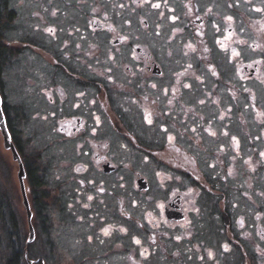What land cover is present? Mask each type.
I'll return each instance as SVG.
<instances>
[{
  "label": "flooded vegetation",
  "instance_id": "flooded-vegetation-1",
  "mask_svg": "<svg viewBox=\"0 0 264 264\" xmlns=\"http://www.w3.org/2000/svg\"><path fill=\"white\" fill-rule=\"evenodd\" d=\"M58 1L68 17L76 5L91 0ZM241 1L252 15L236 8L225 10L222 19H209L204 15L211 9L202 13L199 0H129V5L127 0H92L83 12L76 11L84 22L66 28L61 40L57 25L58 30L47 29L50 51L49 44L38 42L23 48L44 57L49 71L45 67L40 75L53 81L51 91L41 92L55 108V136L46 147L58 144L59 150H73V160L66 168L61 164L72 173L64 174L72 185V201L62 207L83 203L81 209H92L90 217L95 218L100 214L96 206L91 208L95 195L107 196L108 203L99 202L111 220L109 234L99 233L104 236L99 243L113 236L119 252L127 250L130 264H153L149 259L154 254L161 256L153 257L155 264H264V22L255 18L262 11L258 6L253 9L251 0ZM137 3L147 17L131 16L128 8ZM164 24L171 26L170 52L173 38L189 33L181 44L187 57L174 70L154 58L163 47L159 37L167 29ZM147 31H154L153 37ZM3 49L0 40V147L11 157L7 145L13 143L26 173V194L36 200L44 175L34 169L32 173L27 162L41 156L27 146L26 157L29 140L20 139L13 127L2 75ZM197 65L201 77L209 74L217 82L209 86L207 80L188 75ZM226 74L231 81L222 82L220 89L219 78ZM195 83L199 92L192 89ZM189 93L196 94L193 102ZM117 147L127 149L122 164L113 162ZM51 161L47 159L46 167L41 160L39 164L57 182ZM134 163L138 169L133 171ZM122 169L130 175L111 180ZM49 191L59 197L55 185ZM122 236L129 239L126 247Z\"/></svg>",
  "mask_w": 264,
  "mask_h": 264
},
{
  "label": "rangeland",
  "instance_id": "rangeland-1",
  "mask_svg": "<svg viewBox=\"0 0 264 264\" xmlns=\"http://www.w3.org/2000/svg\"><path fill=\"white\" fill-rule=\"evenodd\" d=\"M91 1L85 3H90ZM226 1L228 5H226L223 0H199L198 6H200V11L202 13L206 8L211 9L208 10L209 12H207V14H203L205 17L208 16L209 19L213 18L212 15L218 19H222L221 17L225 14V10H236V8L242 13L252 15L251 12L245 8L246 5L242 4L241 0H237L235 4H230V0ZM128 2L129 0H127V4L129 5ZM85 3L80 6L76 5V11L83 12L85 10L83 8ZM250 3L253 9L255 4L262 10L255 13L257 14L255 18L260 22H264V0H262L261 3H258L257 0H251ZM6 4L8 6H6ZM226 6L227 9H225ZM128 9V11L132 12L131 16L134 19H137L138 15L141 17H147L148 15V12H141L139 3H137L136 6H130ZM163 10L164 9H160V14H166ZM76 11H69L72 15L67 17V11L64 9L63 1L58 0H0V40L4 44L3 50H5V70L4 73L2 70V75L3 82L6 84L8 103L14 113V115H11V121L13 127L20 131L18 135L19 138L23 141L29 140V143L25 144L23 151L26 157L30 158L27 149H25L27 146L37 149L39 151L38 155L41 156V158H36V162H27L29 163V169H34L35 172L37 170L42 171L41 176L44 175L41 179L43 183L40 185V191H42L45 196L41 198V204L43 206L40 205L38 215H36L37 217L35 218L38 222L34 223L36 239L33 241L34 243L31 242L33 244L27 246V248L30 249L28 256L30 258V264H130L127 250H122L123 252L120 253V249L117 245L114 246L111 240L113 236L111 238L105 237L103 242L99 243L98 239L104 237L100 236V234L105 235L103 230L109 229L110 223L108 222L111 221L108 220L109 217L103 214L104 209H101L99 202V200H102L103 203H108L107 196L102 195L100 197L95 195L96 201L92 203L91 208L96 206L97 212L100 213L99 216L95 218L90 217L93 212L92 209L84 208L86 211L82 210L85 204L81 202V205L72 202V206L68 210L62 207V205L72 201V199L69 201L68 197L72 191V185L64 181V174L68 172L67 175H69V173H71L70 166L66 170L67 172L63 170V166L66 168L65 163L68 160H73V150L69 147L65 148V150H62V148L59 150L58 144H52L49 149L46 147V145L51 144V137L55 136L52 129L54 125V119L52 117L55 116V108L48 104L47 96H43L41 92L44 88L51 91L50 86L53 81L48 78L43 79L40 75L45 67L48 69L46 72L49 71V66H47L44 57L40 59L36 57L34 50L26 51L23 49L28 45L31 46L34 42H38L42 44V46H44V44H49L48 42H51V40L48 34L45 33L49 28H56V25L60 30V38L58 37V39L61 40L63 31L66 28H73V24L78 27V24L84 22V19L78 18V13L76 14ZM63 12L64 18L62 17ZM229 14L233 17L235 16L234 12ZM101 15L103 14L100 13V16ZM190 17H192V19L195 18L192 15H190ZM159 18H161V16ZM214 22L216 25H219L218 21L214 20ZM182 23L181 26L183 27ZM164 25H167V29L161 34L162 37H159L161 41H164L163 47L160 53L154 55V58L161 63L166 70L171 68L174 70V65L179 64L176 68H180L187 57L184 52L181 51L184 33L187 32H184L181 37L176 36L173 38L171 45L174 49L170 52L167 47L171 40L169 39L171 26H168V24ZM82 27H84V25ZM56 29L58 30V28ZM184 30L185 29H183V31ZM148 35L149 37H153L154 31H147L146 36ZM63 37L65 38V34ZM177 41H179L178 46ZM48 47L50 51V44ZM217 48L218 47L215 48L213 55L215 60L220 57V55L216 53ZM186 62L189 61L186 60ZM198 68L197 65L190 70L192 72H187V74L192 77L196 76L197 78L200 77L203 80H207L206 85L209 86L217 82L214 78L215 76L213 77L209 74H205L204 78L201 77L202 70ZM226 75L225 78H222V76L219 78L221 81L219 85L220 89L224 88L221 86L222 82L227 80L231 81L230 75ZM191 86L195 92H199L196 83L191 84ZM195 96L196 94L192 95L189 93L188 100L193 102ZM225 100L226 98H224V96L220 99L223 106L227 103V100ZM18 108L23 109L26 114L24 116L16 115ZM205 110H208V106L205 107ZM126 150L127 149L118 148L116 152L112 153L113 162L122 164L124 161H127ZM132 155L135 157V154ZM48 158L52 159L51 162H53L52 165L54 168L51 169V172L58 176V179H56L57 182L52 180L49 173H44L45 168L42 165L45 167L47 166L46 161ZM40 160L42 165L39 164ZM199 161H201V159H199ZM13 163L9 155L7 158L4 156L0 147V264H5L16 252L14 247L22 249V256L19 257V264H27L23 253L25 251L24 239L26 240L27 238L28 230L26 227V216L22 206L21 195H19V185L17 184L15 174L17 166L16 163ZM61 164H63V166ZM132 168L133 171L138 169L137 164L134 163ZM35 172L32 170V173L35 174ZM122 174L129 176L130 172L124 169H122V171L119 170L111 180H115L116 182L119 179H125L126 177ZM14 182L16 184V189ZM50 185H55L58 189L59 197H53V194L49 191ZM116 190L118 191L117 187ZM35 194L38 195L36 190ZM29 198L32 200V195L29 194ZM53 200H57V203H53ZM79 200H81V197H79ZM86 215L89 216L88 221L83 220ZM79 219L83 221L74 222V220ZM95 228L98 229L96 233L94 231ZM123 230L124 226L121 225L119 231L123 232ZM97 233L100 234L98 235ZM122 240H126L123 247L129 245L127 236H122ZM134 252L135 251H132V253ZM17 255L19 254H16V256ZM34 256L37 257L34 258ZM153 257L160 258L161 256L159 254H154L152 258L149 259L150 263L155 264L153 262ZM10 263L11 261H9V264Z\"/></svg>",
  "mask_w": 264,
  "mask_h": 264
},
{
  "label": "water",
  "instance_id": "water-1",
  "mask_svg": "<svg viewBox=\"0 0 264 264\" xmlns=\"http://www.w3.org/2000/svg\"><path fill=\"white\" fill-rule=\"evenodd\" d=\"M4 131V130H3ZM4 136H5V140H6V134L4 132ZM8 147H10L11 151H12V155H13V160L17 161L18 163V169H17V179H18V184H20V192L22 195V205L25 207V212H26V216H27V227L29 228V233H28V239H27V243H29L32 239H34V228L31 224V218H32V212H31V208L27 199V195H26V190H25V184H23V179L25 178V173H24V168H23V163H21L20 157L18 152L16 151L13 143H12V147L10 145H7ZM30 264V262H28Z\"/></svg>",
  "mask_w": 264,
  "mask_h": 264
},
{
  "label": "trees",
  "instance_id": "trees-1",
  "mask_svg": "<svg viewBox=\"0 0 264 264\" xmlns=\"http://www.w3.org/2000/svg\"><path fill=\"white\" fill-rule=\"evenodd\" d=\"M28 175H29V173H28ZM31 175H32V174H31ZM30 195H32V197H33V194H30ZM36 196H37V199H36V200L33 199V198H32V200H31V204L33 205V211H34L35 216L38 215L40 205L43 206V205L41 204V198L44 197L45 194H43V193L40 191V192H38V195L36 194ZM38 204H39V205H38ZM36 217H37V216H36ZM34 223H38V222L35 220ZM24 241H25V239H24ZM22 242H23V240H22ZM33 243H34V242H33ZM33 243H30V244H33ZM28 246H29V245H28ZM24 247H25V244H24ZM26 248H27V247H26ZM14 249L16 250V252L10 257V259H9L8 261L5 262V264H9V261H11L10 264H19V257L22 256V249H21V248H18V247H14ZM24 249H25V248H24ZM27 250H28L27 252L29 253V252H30V249L27 248ZM16 254H19V255L16 256ZM36 257H37V256H34V258H36ZM28 259H30L29 256H28Z\"/></svg>",
  "mask_w": 264,
  "mask_h": 264
},
{
  "label": "snow or ice",
  "instance_id": "snow-or-ice-1",
  "mask_svg": "<svg viewBox=\"0 0 264 264\" xmlns=\"http://www.w3.org/2000/svg\"><path fill=\"white\" fill-rule=\"evenodd\" d=\"M153 7H159V4H155V5H153ZM257 11H260V9H257ZM229 19H231V18L229 17ZM49 31H52V30L50 29ZM149 122H150V121H149ZM262 155H264V154H262ZM89 199H91V197H89ZM160 207H163V206L161 205ZM104 234H105V235H108V234H109L108 229H104ZM136 243L139 244L140 241L137 240ZM225 248H226V250H227V246H225ZM209 255L211 256V253H209Z\"/></svg>",
  "mask_w": 264,
  "mask_h": 264
}]
</instances>
